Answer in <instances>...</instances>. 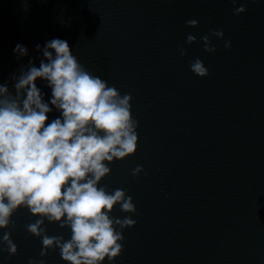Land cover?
<instances>
[{
    "label": "water",
    "instance_id": "95a60500",
    "mask_svg": "<svg viewBox=\"0 0 264 264\" xmlns=\"http://www.w3.org/2000/svg\"><path fill=\"white\" fill-rule=\"evenodd\" d=\"M240 6L246 11L235 15ZM192 19L195 28L186 25ZM213 30L224 38L212 37L216 51L207 53L200 38ZM53 38L133 98L138 150L101 181L125 190L137 210L112 213L136 224L111 264H264V0H0V82L29 59L38 67L35 46ZM17 44L28 57L17 59ZM196 58L208 76L190 71ZM37 86L49 99L46 82ZM137 165L144 171L133 177ZM12 219L18 251L0 252V264H67L58 249L40 256L27 209ZM45 225L49 236L70 239L69 229Z\"/></svg>",
    "mask_w": 264,
    "mask_h": 264
},
{
    "label": "clouds",
    "instance_id": "9594fccd",
    "mask_svg": "<svg viewBox=\"0 0 264 264\" xmlns=\"http://www.w3.org/2000/svg\"><path fill=\"white\" fill-rule=\"evenodd\" d=\"M237 3V0H232ZM246 11L234 9L235 15ZM198 20L186 21L197 27ZM224 38L221 30L202 36L203 50L216 51L211 38ZM197 37L188 34L186 43ZM231 47L230 41L224 42ZM39 66L29 59L9 79L0 82V252L9 256L18 251L12 240L13 215L27 209L34 222L25 225L31 236L41 239L40 256L59 250L67 264H110L123 251V231L134 227L131 215H112L119 205L125 214H136L133 198L125 190H110L101 181L111 174L110 164L123 161L138 150L139 122L132 115V96L123 94L100 76L89 72L73 54L69 43L53 38L43 46ZM182 56L185 48L179 49ZM17 59L29 56L26 46L13 49ZM190 71L198 77L209 75L204 63L189 61ZM51 89L49 99L37 80ZM11 85V87H10ZM53 111L59 115L49 120ZM144 169L137 165L133 177ZM45 221L63 235L49 236ZM28 264H45L30 258Z\"/></svg>",
    "mask_w": 264,
    "mask_h": 264
}]
</instances>
